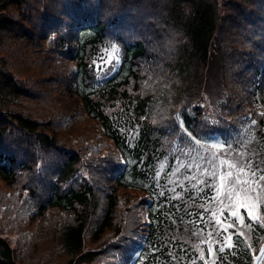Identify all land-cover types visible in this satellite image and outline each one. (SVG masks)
Here are the masks:
<instances>
[{"label": "trees", "instance_id": "trees-1", "mask_svg": "<svg viewBox=\"0 0 264 264\" xmlns=\"http://www.w3.org/2000/svg\"><path fill=\"white\" fill-rule=\"evenodd\" d=\"M0 51V264H211L207 160L264 169V0H0ZM232 222L217 264H256Z\"/></svg>", "mask_w": 264, "mask_h": 264}, {"label": "snow or ice", "instance_id": "snow-or-ice-1", "mask_svg": "<svg viewBox=\"0 0 264 264\" xmlns=\"http://www.w3.org/2000/svg\"><path fill=\"white\" fill-rule=\"evenodd\" d=\"M115 51L116 49L113 46V52ZM261 115H264V113H261ZM188 135L191 138V134L188 133ZM192 139H194L195 144L199 145L201 143L198 139ZM210 147L213 149H223L225 145L217 143L210 145ZM201 159L206 158L201 157ZM207 163L211 165V169L204 168L203 174L216 181L212 185L216 194L211 199L219 205L217 209L211 211L210 219H214L216 225H220L224 232H228V229L233 228L235 225L234 223L225 224L222 222L221 217H223L224 212L227 210L229 215L235 217L236 222L242 227L251 228V225H245L244 217L240 214V209L243 208L250 219L258 222L261 227H264V215L258 214L257 211L259 207L264 206L262 205V201H264V169L254 167L250 160L242 164L234 160L222 158L216 154H213L211 159L207 160ZM258 172L260 173L259 175H257ZM191 179H196V177H191ZM199 183L203 184L205 181L201 180ZM205 211H209V209L206 208ZM233 235L239 237L246 236L243 231H239L225 236L223 241L220 242L213 241L212 233H208L209 239L202 241V243L207 244V252L213 257L211 264H217V253H223L226 248L231 249L235 246ZM214 243L220 246L214 247ZM197 248L199 249V245H197ZM249 248H251V245H249ZM199 251L200 259L205 260L204 250L199 249ZM254 260L256 264H264V247L259 249V255H255ZM192 264H195V261ZM205 264H208V261L205 260Z\"/></svg>", "mask_w": 264, "mask_h": 264}, {"label": "rangeland", "instance_id": "rangeland-1", "mask_svg": "<svg viewBox=\"0 0 264 264\" xmlns=\"http://www.w3.org/2000/svg\"><path fill=\"white\" fill-rule=\"evenodd\" d=\"M6 43H8V42H6ZM9 43H13V42L9 41ZM1 53L2 52L0 51V57H1ZM260 76L262 78H260L261 80L259 82V86H258V89H257V98H258L260 104L262 106H264V88L262 86V83H263L262 79L264 78V69H263L262 74ZM218 77H219V75H218L217 66L216 65H212V67L210 68V73H209V80H210L209 90H212V92H215V90L218 89V87H219ZM215 143L216 144L220 143V140H217ZM262 205H264V201H262ZM218 207H219V205L215 202L214 208L217 209ZM257 211H258V214L264 215V206L259 207ZM240 214L244 217V219L246 217H249L247 212H246V210L243 209V208L240 209ZM221 219H222V222L225 223V224L226 223H234L232 221L236 220L235 217H231L229 215V212L227 210L224 212L223 217H221ZM234 225H235V223H234ZM219 228L222 229L221 226H219ZM237 229L239 231H243L246 235L248 234V232L245 229H242L240 226L237 227ZM0 232L3 233L8 238L11 237L10 241L13 243L14 236L11 235V234L9 235L8 233H6L5 230H4V227H0ZM229 234H232V230L228 229V232H226V236L229 235ZM222 236H223V233H222ZM258 255H259V253H258Z\"/></svg>", "mask_w": 264, "mask_h": 264}]
</instances>
